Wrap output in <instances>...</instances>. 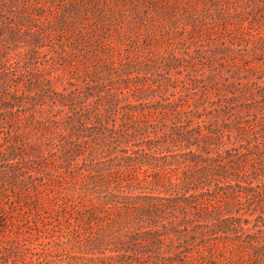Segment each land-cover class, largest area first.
I'll use <instances>...</instances> for the list:
<instances>
[{
    "label": "trees",
    "instance_id": "1",
    "mask_svg": "<svg viewBox=\"0 0 264 264\" xmlns=\"http://www.w3.org/2000/svg\"><path fill=\"white\" fill-rule=\"evenodd\" d=\"M104 1L73 4L54 30L63 43L72 41L82 52L66 59V72L99 60L97 81L87 83L83 97H67L51 82L47 92L18 87L0 96V115L6 117L1 121L28 129L39 109L47 115L57 112L45 127L50 133L63 122L67 131L65 141L46 154L17 140L20 129L7 135V145L0 141V194L2 186L12 185L27 197L23 204L53 210L55 217L69 214L70 225L128 216L124 226L130 228L117 238L86 236L89 252L76 264H264V134L243 159L214 153L208 146L219 142L224 131L233 132L222 126L228 124L225 120L218 125L216 115L229 102L213 109L204 97L194 105L163 104L159 94L175 79L163 71L162 81L156 78L159 68L149 75L118 59L120 45L155 41L168 34V25L179 28L185 22L181 30H193L195 26L187 27L195 24L192 0H141L144 12L132 20L114 9L108 12ZM50 25L60 23L51 20ZM131 88L136 92L131 94ZM246 103L249 114L255 102ZM147 104L150 109H140ZM229 110L243 115L244 109ZM115 111L122 113L120 126L111 125ZM177 114L179 119L184 114V125L169 126ZM201 116L206 119L193 126ZM245 122L244 135L253 126L249 119ZM24 159L33 161V170L50 168L51 177H34L21 164ZM152 170V176L138 177ZM168 173L173 177L167 178ZM243 198L249 206L243 207ZM6 216L0 207V227L9 224Z\"/></svg>",
    "mask_w": 264,
    "mask_h": 264
},
{
    "label": "rangeland",
    "instance_id": "2",
    "mask_svg": "<svg viewBox=\"0 0 264 264\" xmlns=\"http://www.w3.org/2000/svg\"><path fill=\"white\" fill-rule=\"evenodd\" d=\"M97 1L0 0V96L18 87H28L33 94L47 92L51 82L56 91L65 93L67 97L71 94L83 97L88 91L87 83L95 85L97 81L95 75L99 60L80 67L81 70L66 72V59L77 58L82 52L74 48L72 41L63 43L62 36L54 30L59 29L64 13L73 4L94 5ZM104 5L108 12L114 9L119 17L125 14L131 20L144 12L141 0H105ZM190 5L195 24L187 27L195 26L193 30L182 31L185 22L178 25L179 28L168 25L165 29L168 34L155 41L142 44L133 40L120 45L118 59L130 66L137 65L149 75L159 68L156 78L162 81L160 75L163 71L172 76L175 80L168 91L162 87L161 93L165 94H159L163 104L176 101L182 105L188 102L194 105L201 103L204 97L205 104L213 109L215 105L229 102V108L216 115H219L218 125L225 120L228 124L221 125L233 132L224 131L225 134L219 138L221 140L209 145L208 149L222 153L225 158L243 159L250 146L264 134V0H192ZM51 20L58 21L60 25H50ZM173 63L176 67H169ZM104 87L109 88L108 85ZM135 92V88L130 89L131 94ZM90 101L92 104L94 98ZM249 101L255 103L248 114L246 102ZM150 108L149 104L140 106L142 110ZM235 108L244 109L243 115L229 110ZM1 111L0 105V114ZM201 113L209 114L203 110ZM184 114L182 119L177 114L172 122L167 121L168 125L183 122ZM54 115L57 112L47 115L37 109L35 122L28 129L1 121L6 117L0 115V141L7 145V135H14L20 129L18 133L21 135L17 140L29 144L30 149L36 148L37 154L42 151L46 154L48 148L55 149L67 137L65 122L54 128L52 133L45 128ZM201 117L193 126L199 127L198 122L206 119V116ZM247 119L253 126L244 135L242 131ZM121 123L122 113L115 111L111 125L120 126ZM260 148L264 151V144ZM32 157L36 159L38 156ZM21 164L30 167L34 177H51L48 176L50 168L33 170V161L26 159ZM53 165L50 166L51 171ZM230 171L233 170L230 168ZM152 174L153 170L140 172L138 177H150ZM172 177L168 173L167 178ZM16 191L9 184L1 189L0 207L4 208L9 224L0 227V264H76L89 252L90 245L84 243L86 236L117 238L130 228L124 226L128 216L121 214L111 215L102 224L87 220L70 225L69 214L55 217L53 210L36 211L34 206L30 208L23 204L22 200L28 202L27 197ZM242 203L243 207L250 205L247 198H243Z\"/></svg>",
    "mask_w": 264,
    "mask_h": 264
}]
</instances>
